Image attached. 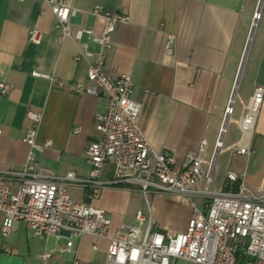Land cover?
I'll use <instances>...</instances> for the list:
<instances>
[{"label": "crops", "instance_id": "1", "mask_svg": "<svg viewBox=\"0 0 264 264\" xmlns=\"http://www.w3.org/2000/svg\"><path fill=\"white\" fill-rule=\"evenodd\" d=\"M62 1L77 10L70 19L71 27L86 26L95 35L101 34L104 25L101 16L91 14L95 6L128 15L127 23L114 27L111 44L104 49L102 72L110 79L122 73L131 76L132 97L141 105L139 127L157 151L174 157L176 169L181 168L185 153L196 150L202 139L206 140V156L211 154L235 82V119L242 113L240 100H248L253 85L264 86V0ZM253 21L256 24L248 40ZM34 28L40 32L37 43L29 40ZM168 34L174 36L171 53L164 49ZM79 42L86 43L91 52L97 50L86 34ZM77 53L74 40L60 39L55 17L43 0H0V82L11 86L7 94L0 92V169L22 168L28 154V145L22 140L30 125L26 112L31 110L40 114L36 141H49L35 152L38 165L55 175L73 171L79 177L87 176L85 150L97 137L95 116L106 109L107 97L78 89L88 84L92 58L75 59ZM34 71L51 74L54 80L35 76ZM238 137L237 125L228 124L224 145L233 144ZM252 147L249 156L223 152L226 162L210 187L216 189L223 183L226 168L244 171L249 188L262 185L264 98ZM114 176L109 160L100 178ZM10 183L15 190L17 180ZM67 192L74 201L84 200L81 187L70 186ZM194 201L203 207L201 198ZM93 204L109 214L110 236L121 226L134 224L138 210L150 214L152 228L161 232L185 231L192 214L184 196L157 191L145 198L137 186L129 184L103 188ZM1 223L2 213L0 264H74L73 252H59L69 239L66 231L40 239L17 221L3 236ZM72 242L76 264L104 261L106 238L84 235ZM44 253L51 257L40 258ZM171 264L190 262L172 259Z\"/></svg>", "mask_w": 264, "mask_h": 264}, {"label": "built area", "instance_id": "2", "mask_svg": "<svg viewBox=\"0 0 264 264\" xmlns=\"http://www.w3.org/2000/svg\"><path fill=\"white\" fill-rule=\"evenodd\" d=\"M43 1L55 17L60 39L70 38L78 44L75 59L92 58L86 76L88 84L78 89L93 95L105 94L107 106L95 116L97 137L85 150L88 174L84 177L73 171L55 175L38 165L35 152L42 151L49 141H36L40 114L26 112L30 121L22 138L28 145L26 160L20 170L0 169L2 235L6 236L17 221L24 222L32 236L40 239L66 231L69 239L59 252H73L74 264L78 261L71 249L72 240L84 235L108 240L104 261L88 264H171L172 259L190 264H264V181L258 188H249L244 182V171L226 168L223 183L216 189L210 187L221 175L219 154L230 151L249 156L254 152L252 138L264 86L253 85L248 100H240L242 113L235 119L234 105L238 99L235 82L211 154L206 156V140L202 139L196 150L185 153L181 168L176 169L174 157L157 151L139 127L141 105L132 97L131 76L122 73L110 79L102 72L104 49L111 44L114 27L117 23H127L128 15L95 6L91 14L104 19L101 34L95 35L89 27H71L70 19L77 11L73 6L62 0ZM258 16L256 12L254 17ZM84 34L97 46L96 51L91 52L86 43L79 42ZM39 39V30H30L29 40L37 43ZM173 45L174 36L168 34L165 52L171 53ZM33 75L54 80L44 72L34 71ZM10 87L0 82L1 94H7ZM232 122L237 125L239 137L225 146L224 136ZM109 160L115 176L102 179L101 171ZM12 179L17 180L15 190L10 183ZM117 184L135 185L145 198L157 191L184 196L192 207L186 230L153 229L150 214L138 210L134 224L123 225L120 231L108 235L110 216L93 201L103 188ZM70 186L83 189V201L70 198L67 192ZM195 198L203 200V207L195 203ZM39 257L47 259L51 254Z\"/></svg>", "mask_w": 264, "mask_h": 264}, {"label": "water", "instance_id": "3", "mask_svg": "<svg viewBox=\"0 0 264 264\" xmlns=\"http://www.w3.org/2000/svg\"><path fill=\"white\" fill-rule=\"evenodd\" d=\"M258 13H259V12H258ZM255 24H256V22L253 21V22H252V25H251L250 32H249L248 40L250 39V37H251V35H252V31H253V28H254ZM246 47H247V46H246ZM246 49H247V48H245V50H244V53H243V56H242V59H241V64L243 63V57H244V54H245ZM241 64H240V65H241ZM238 73H239V72H238ZM236 80H237V78H236Z\"/></svg>", "mask_w": 264, "mask_h": 264}, {"label": "rangeland", "instance_id": "4", "mask_svg": "<svg viewBox=\"0 0 264 264\" xmlns=\"http://www.w3.org/2000/svg\"><path fill=\"white\" fill-rule=\"evenodd\" d=\"M218 161L220 162L221 166L226 162V154L225 153H221L219 154V159ZM181 263V262H180Z\"/></svg>", "mask_w": 264, "mask_h": 264}]
</instances>
